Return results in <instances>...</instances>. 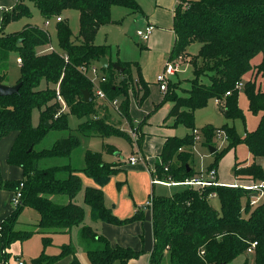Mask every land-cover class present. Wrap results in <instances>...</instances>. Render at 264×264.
I'll list each match as a JSON object with an SVG mask.
<instances>
[{
  "label": "trees",
  "instance_id": "1",
  "mask_svg": "<svg viewBox=\"0 0 264 264\" xmlns=\"http://www.w3.org/2000/svg\"><path fill=\"white\" fill-rule=\"evenodd\" d=\"M30 1L45 18L61 17L56 24L60 50L43 51L51 40L50 35L35 24L0 34V60L8 57L11 51H17L22 60L21 75L16 82L21 81V87L15 93L0 95V140L17 132L7 161L23 169L21 179H5L0 166V189L14 193L24 181L20 188L21 202L0 222V264H15L10 261L17 257L9 250L13 242L27 239L38 231L46 234L43 243L47 246L52 243V233L71 232L74 227L80 228L92 264H112L115 261L128 264L141 250L113 245L109 238L85 223V209L75 201L83 188L79 169L70 163L46 166L41 162L44 158L69 156L80 145L77 136L63 137L50 148L37 149L36 145L51 128H68L70 114L83 119L78 129L86 135H121L131 139L128 132L99 114L94 84L81 66L93 63L101 66L106 76L101 87L109 98H122L120 112L130 119L131 92L138 98V90H142L139 98L142 102L149 95L148 84L139 72L137 62L113 61L110 44L96 43V36L103 25L121 22L113 19V6H124L131 12L141 11V6L137 0ZM69 8L79 10L80 31L76 37L63 17V12ZM26 14H30V6L26 0H19L3 12L0 32L6 23ZM174 31L176 39L171 57L182 55L183 62L191 63V87L188 95H179V82H169L164 99L156 108L165 101H173L169 116L174 117L175 123L183 121L194 130L198 129L194 126L196 109L206 105L211 98H220L219 104L227 118H244L239 106V95L243 90L248 97L249 109L254 113L262 112L260 123L254 131L246 132L245 137L238 134L234 125L225 123L220 127L227 134L228 144L221 152H215L216 159L207 172L217 168L219 158L228 150L245 141L254 160L251 163L235 161L234 174L237 179L264 182V162L258 159L264 158V89L258 81L259 76L264 80V0H180L175 8ZM195 42L200 43V48L193 54L188 48ZM258 54H262V59L253 63ZM104 56L110 59L109 71H105L100 63ZM114 63L123 66L124 70H117ZM133 65H137V78L133 74ZM248 72L252 77L244 81ZM3 80L4 75L0 74V81ZM240 82L242 86L237 85ZM57 87L65 108L57 98ZM85 90L91 92V101L85 100ZM227 91L230 94H226ZM35 108L40 109L38 125L32 120ZM46 120L50 126L45 124ZM216 129L213 125L202 128L210 146L214 145ZM142 137L137 139L139 146ZM196 140L194 132L184 137H168L160 154L161 161L156 163L154 178L171 182L193 178L196 171L191 164V151ZM104 148L115 150V146L109 143H104ZM120 164L106 161L102 152L87 150L85 165L81 168L97 183L84 189V200L90 205L91 216L116 225L141 220L145 216V205L132 216L121 218L106 204L103 187L119 170ZM252 191L242 184H222L215 179L203 188L190 185L172 196L154 195L152 205L146 206L152 210L154 233L150 264H163L166 256L170 264H227L238 255L249 252L254 241L257 244L252 253L256 264H264V200L253 202L257 198L250 195ZM211 193L220 198V209L210 203ZM26 205L40 215L33 229L17 228L19 214ZM66 255L73 256L68 264H84L71 243L63 244L59 254L43 252L37 264H51Z\"/></svg>",
  "mask_w": 264,
  "mask_h": 264
},
{
  "label": "rangeland",
  "instance_id": "2",
  "mask_svg": "<svg viewBox=\"0 0 264 264\" xmlns=\"http://www.w3.org/2000/svg\"><path fill=\"white\" fill-rule=\"evenodd\" d=\"M148 1V0H147ZM26 3L30 6V14H26L21 16L18 19H14L5 24L3 28V32L0 34H9L14 31L22 30L27 24H35L44 29H46L50 35V42L45 47L43 51L48 50H60L58 44L57 37V18H45L40 12L39 8L30 0H26ZM154 0L148 1V8H150L149 4H154ZM1 9V7H0ZM132 12L129 8L124 6H118V8L113 10V17L117 19H121L122 22L120 24H110L102 26L98 34L96 36V43L98 44H110L111 46V58L113 61L121 60V61H138L140 63L141 60L146 62H151L153 59L152 54L148 53V49H146L145 41H143L140 37H138L135 33L138 28V23L136 24L134 21L133 15L128 14ZM79 10L76 8H69L63 12V17L66 18L70 24V27L73 32V37L79 35L80 31V20H79ZM47 20L50 21L47 24ZM2 21L0 20V30L2 27ZM200 43L195 42L189 48V52L195 54L199 51ZM155 53H153L154 55ZM143 58V59H142ZM19 57L17 51H11L4 60H0V74L4 75L3 82L6 84H16L17 80L21 75V66L19 64ZM262 59V54H258L254 57L253 63H258ZM185 64V63H184ZM105 71H109L110 69L105 68ZM138 76V70H136V66L133 65V74ZM255 73V72H254ZM183 87H186V91L183 89L179 90L181 95L189 94L188 89L191 87L190 78L193 77L192 69L189 68L186 73L179 74ZM252 77L251 72H248L243 80H249ZM262 76L258 77L259 85L264 89V80ZM42 85H45L43 82ZM151 93L144 99L143 104L137 102V108L141 109L140 112L143 114H148L145 116L148 120L156 117L157 111L159 107L155 109V105L150 108L146 106L149 105L152 98H155L160 91L155 89L156 84L152 82L151 84ZM242 86V85H241ZM139 94L142 96V90H138ZM133 94V93H132ZM150 97V98H149ZM134 98V97H133ZM132 98V99H133ZM136 101V98H134ZM239 106L243 110L245 117L244 118H227L221 105L215 101V98H211L208 103L204 106H201L196 109L195 117H194V126L198 128L199 132L196 135L198 138L192 148L191 151V164L196 171V176L194 177H209V172H207L208 167L211 163L216 159L215 152H221L224 147L227 146L228 140H219L217 138L214 139V145H216V151L211 152L210 144L206 142L205 133L202 130L203 127L207 125H213L216 128L222 127L225 123L230 125H234L238 134L241 137H245L246 132L254 131L261 120L262 112L254 113L249 109V101L246 93L242 90L239 95ZM100 106V110H101ZM146 110L144 112V110ZM110 120L109 122L118 126L121 129L130 130V125L126 116L122 115L117 109L113 106L110 108ZM100 114V111H99ZM143 116H137V122L142 120ZM144 117V118H145ZM33 124L38 125L40 123V109L35 108L33 110ZM83 121L82 118L75 114H70L68 116V128H51L45 137L36 145L37 149L42 148H50L52 147L59 139L63 137H67L71 134L76 135L80 141V145L72 150L71 154L66 157H49L44 158L41 162L46 166L55 165V164H63L70 163L73 167L78 168V174L81 176L83 180V188L76 195L75 201L81 204L85 209V223L92 224L93 220L90 217V205L84 200V189L87 185L85 182L86 178H89L93 185H97L94 178L88 176L81 168L85 165V154L87 150L98 151L103 153V158L107 161H112L113 157L126 159L127 155L131 154L134 150V147H137L136 140L130 139L121 135H110V136H98V135H86L78 129L79 124ZM160 123V122H159ZM159 123L152 126V132L148 133L152 138L151 148L155 146V143L158 141V134L154 133L156 131ZM142 124V129L145 130V125ZM175 136L184 137L188 134H192L193 127L187 126L186 123L180 121L175 123L173 118H169L165 123ZM217 130V129H216ZM145 134V133H144ZM147 135V134H146ZM104 143H109L118 148L115 152L107 151L104 148ZM143 143V141H142ZM120 150L119 154H116L117 151ZM1 154V153H0ZM138 154V153H137ZM2 159V158H1ZM262 162H264V158H258ZM121 160V159H119ZM254 160V156L249 146L245 141L238 143L235 147L228 150L224 155H222L218 163L216 165L218 170L219 177L226 181L227 184L241 182L242 179H237L233 167L235 161H243L245 163H251ZM1 164V162H0ZM3 169L6 170V161L2 159ZM7 171V170H6ZM119 174V175H118ZM126 174V170H118L112 177V180L116 182L119 177ZM217 179V177L215 178ZM85 180V181H84ZM110 181L107 183L109 184ZM242 185L250 188L255 192V190L251 187L255 182L251 180L242 181ZM190 185H187L183 182H171V181H157L156 182V193L157 195H165L172 196L177 192L184 191L188 189ZM121 189V188H120ZM119 189V190H120ZM1 190V189H0ZM1 190L0 192L4 195L8 192ZM262 193L258 192V195L254 196L257 198V201L264 200V187L261 188ZM10 191V190H7ZM252 191V192H253ZM252 195V194H250ZM263 195V196H262ZM60 197V196H59ZM260 197V198H259ZM56 198V197H55ZM58 201H61L59 198H56ZM210 203L217 209L221 207V200L217 196H211L209 198ZM14 209L15 206H12ZM40 215L36 209L33 207L26 205L22 208L19 214V222L17 224V228L19 229H33L34 224L39 221ZM46 235L41 232H35L31 237L24 240H17L13 242L9 248L12 255H19L26 263H31L34 259H40L43 252L47 255L59 254L62 250V245L65 243H71L75 249V254L84 264H92L87 256V246L80 235V228L74 227L71 232H56L52 233L51 236L53 238L52 243L44 246L43 236ZM72 255H66L59 260L51 263V264H68ZM12 263L13 259L10 260ZM247 261V264H256L255 256L252 252H246L244 254L238 255L233 260L229 261L227 264H243ZM44 263V261L42 262ZM32 264V263H31ZM112 264H119L118 261H115ZM163 264H170V259L168 256L165 257Z\"/></svg>",
  "mask_w": 264,
  "mask_h": 264
},
{
  "label": "crops",
  "instance_id": "3",
  "mask_svg": "<svg viewBox=\"0 0 264 264\" xmlns=\"http://www.w3.org/2000/svg\"><path fill=\"white\" fill-rule=\"evenodd\" d=\"M18 1L19 0H0L1 21L3 17V12L15 6ZM148 1L137 0V2L141 6V11L132 12V14L128 12V14L133 15L135 23L136 24L138 23V28L144 26L146 23H152L155 25V29L151 32L149 39L143 40L146 43L145 45L146 49H148L146 51L152 54L153 59L151 62H146L144 60H141L140 63L138 61H131V62L138 63L140 68L139 72L141 73L144 81L148 84V87L150 89L149 94L151 93L150 84L152 82L156 84L155 89L157 91H160V93H158L155 98H152L150 104L146 105L148 106V108H150L153 103L156 109V105H158L161 101H163L165 96V91H163L160 88V84L157 81V75L164 70L165 62L172 55V51L176 39V34L174 31L175 8L180 2V0H154L155 1L154 4H149L150 8H148ZM118 6L120 5L113 6L112 17H113V10L118 8ZM113 19L121 20L114 17ZM120 23L117 22L110 24H120ZM135 34L138 36L137 31ZM153 53L155 54L153 55ZM184 63L182 65V70L177 72L176 74L171 75L169 80V82H177V81L179 82V87L177 88V93L179 95H181L179 93L180 89H183L184 91H186L187 89L186 87H183L182 79L179 74L186 73L189 68L192 69L191 63L189 62H184ZM135 66L137 70V65ZM135 78H137V71ZM132 93L133 91L131 92L130 95L131 96L130 105H129L130 119L127 118L130 125V130L129 131L125 130V131L129 133L131 139H134L131 136L130 131L134 128H137V126L141 124L139 126V130L141 133L140 138L141 136H143L142 137L143 143L139 146L136 142L137 147H134V150L132 151L131 154L127 155L126 159L120 157L118 158L117 156V157H113L112 161L107 160L108 162H121V164L118 166L119 171L126 170V174L119 177V179L116 182L112 180L114 178L112 177L110 183L106 184L103 187L107 206L111 207L114 213L121 218L132 216L137 209L142 208L145 205L146 201L149 198H153L154 195L155 196L157 195L156 182H154V180H157L154 178L156 163L161 161L160 154L167 138L170 136H175L174 133L168 128L170 126H168L167 128L164 127L166 126L165 125L166 120H168L169 118L174 119L173 116H169V112L174 104L173 101L170 100L165 101L162 105L159 106V109L157 110L159 112L157 113V115H155L156 117L154 118V120L153 118L148 120L145 117L148 114L145 113L143 114L142 112H140L142 108L141 109L137 108V102H140L139 98L141 97V95L139 94L137 98V95L135 93L133 94ZM133 97L136 98V101L134 100ZM118 99L121 102L122 98L118 97ZM143 101L140 102V104L141 103L143 104ZM97 102L102 107L100 110V115L105 116L107 119L110 120L111 119L110 108L112 104L109 103L107 100L98 97H97ZM118 111L120 112V110ZM145 111L146 110H144V112ZM143 115L145 118L143 117L142 120L137 122V116H143ZM143 123L145 125V130L142 129ZM157 123H159V126H157L156 131L153 132L158 134L157 135L158 141L155 143V146L153 147L154 149H152L150 146L152 142V140L150 139L152 137L148 133L152 132L151 127ZM16 135L17 132H11L9 135L4 136L0 140V153H1L0 166H1L2 176L5 179H21L23 177V169L20 166L9 164L7 161L9 151L16 138ZM116 150H118L117 147H115V150L113 152H115ZM119 153L120 150L117 151L116 154ZM131 155H137L140 158L139 161L134 165L129 163V157ZM1 158L3 159V161L4 160L6 161L7 171L3 169ZM216 177L219 183L227 184L226 181H223L219 177L218 170ZM85 180L84 181L87 182L86 186H95L93 185L94 183L91 182L89 178H86ZM242 181L251 182V180L248 179H242ZM241 182L232 183V184L229 183V184L237 185V184H241ZM5 191L8 193L4 195L0 192V222L13 210L11 209L13 208L12 207L13 204L11 202V199L13 197V191L12 190L10 191L5 190ZM251 194H252L251 196L254 197L256 196L255 194L258 195V192H253ZM90 217L93 220L92 224L90 225L98 233L103 234L107 238H109V240L113 245L120 244L122 246H131L134 249L141 250V253L135 258H131L128 264H150V254L154 246L152 210L150 208L145 207V216L143 219L135 220L130 223H126L122 225L111 224L108 222L94 219L91 216V209H90Z\"/></svg>",
  "mask_w": 264,
  "mask_h": 264
},
{
  "label": "built area",
  "instance_id": "4",
  "mask_svg": "<svg viewBox=\"0 0 264 264\" xmlns=\"http://www.w3.org/2000/svg\"><path fill=\"white\" fill-rule=\"evenodd\" d=\"M60 19H61L60 16L57 17V20H60ZM49 23H50V21L47 20V24H49ZM154 29H155L154 24L146 23L144 26L137 29V34L142 40H148L151 32ZM21 63H22V60L20 58L19 64H21ZM183 63L184 62H183V56L182 55H179L178 57H175V58L170 57L167 59V61L165 62L164 70L157 75V81L159 82L160 88L163 91H166L168 89L169 80H170L171 75L176 74L177 72L182 70ZM81 70L86 75H88L90 80L93 82L95 95L98 98L107 100L109 103L112 104V106H114L116 109L120 110L119 99L118 98H114V99L109 98L107 93L105 92V90L100 85L101 82H104L106 80V76L103 73L101 66L97 63H93V64H90L89 66H85V65L81 66ZM237 85L241 86L242 83L241 82L237 83ZM226 94H230V91H227ZM57 98L61 103H63V105H65L64 106V108H65L66 104H65V101H64L62 95L60 94L58 87H57ZM215 101L217 103L221 102L220 98H218V97L215 98ZM193 132L195 133V136H196V135H198L199 130L194 129ZM130 133H131V136L136 140L140 137V134H141L138 126H137V128L132 129L130 131ZM198 137L196 136V139ZM216 138L219 140H222V141L227 140V134L223 129L218 128L216 130ZM139 159L140 158L137 155H131L129 157V163L134 165L139 161ZM216 174H217V169L214 168V169H211L209 171V177H207V178L193 177L190 179H186L185 181H182V182L185 184L192 185L196 188H203L204 186H207V185L211 184L212 182H214V180L216 178ZM157 181H159V180H154V182H157ZM23 185H24V181H22L20 183V188L23 187ZM251 187L255 191H259L262 193L261 188L264 187V182L255 183ZM20 188L16 192L13 193V197L11 199V202H12L13 206H15V207L21 202L22 190ZM210 196H216V193H211ZM152 202H153L152 198L148 199L145 203L146 204L145 207L148 205L149 206L152 205ZM253 202H255V200H253ZM1 229H2V225L0 223V231H1ZM256 244H257V241L252 242V244L248 248V250L250 252H252L254 250ZM13 261L15 264H24L25 263V261L22 258H20L19 255H17V257L13 258Z\"/></svg>",
  "mask_w": 264,
  "mask_h": 264
},
{
  "label": "water",
  "instance_id": "5",
  "mask_svg": "<svg viewBox=\"0 0 264 264\" xmlns=\"http://www.w3.org/2000/svg\"><path fill=\"white\" fill-rule=\"evenodd\" d=\"M100 63H101V65L104 68H107L109 66V64H110L109 57L108 56L101 57L100 58ZM113 65H114V67L117 70H120V71L124 70V67L121 66L120 64L114 63ZM21 85H22L21 81L16 83V84H13V85L6 84V83L0 81V95H8V94L15 93V92H17L19 90ZM84 97H85L86 101H91L93 99V96H92V94H91V92L89 90H85L84 91ZM45 124L49 125V126L51 125L48 120L45 121ZM216 149H217L216 147L210 146L211 152L216 151ZM39 261H40V259L38 258V259L32 260L31 263L32 264H37ZM221 264H225V263H221Z\"/></svg>",
  "mask_w": 264,
  "mask_h": 264
},
{
  "label": "bare ground",
  "instance_id": "6",
  "mask_svg": "<svg viewBox=\"0 0 264 264\" xmlns=\"http://www.w3.org/2000/svg\"><path fill=\"white\" fill-rule=\"evenodd\" d=\"M255 192H257V191H255ZM255 195H257V194H255ZM150 199V198H149ZM146 205V204H145Z\"/></svg>",
  "mask_w": 264,
  "mask_h": 264
}]
</instances>
